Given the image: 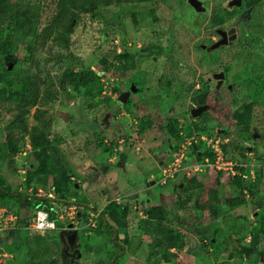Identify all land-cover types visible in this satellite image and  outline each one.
I'll use <instances>...</instances> for the list:
<instances>
[{"label":"rangeland","instance_id":"obj_1","mask_svg":"<svg viewBox=\"0 0 264 264\" xmlns=\"http://www.w3.org/2000/svg\"><path fill=\"white\" fill-rule=\"evenodd\" d=\"M16 1L35 4L42 0ZM200 1L202 11L194 10L185 0L107 7L77 0L69 2L56 20L43 17L44 25L54 23L49 36L53 52L60 49L65 53L61 60L45 63V68L57 73L61 64L85 65L99 75L90 95L67 87L69 94L59 93L46 108V116L52 119L51 137L65 155L71 173L72 189L58 207L70 202L87 218L91 209L101 211L109 202H123L127 207L126 234L119 232L115 243L111 242L114 229H57L39 235L15 221L13 228L0 229V264H25L30 246L42 249L48 263L55 259L57 264H148L150 238L139 228V220L153 204H164L170 225L186 236L178 257L166 264H264V234H259L252 251L245 252L252 246L251 225L264 219V0L248 13L241 7L243 0L240 7L232 9L226 8L228 0ZM230 27L236 28V39L208 50L219 39L216 30ZM28 39L14 37L13 49L3 61L8 69L21 63ZM155 46L161 50H152ZM148 47L151 50L145 52ZM125 51L135 54L129 76L119 77L112 66L101 69L99 59L105 56L115 64L114 55ZM218 71L224 72V80L215 89L216 80L210 76ZM200 94L217 109L209 105L194 117L190 110L198 106ZM244 101L253 102L246 135L239 133L234 122L226 124L224 112L235 110ZM167 120L178 122L179 139L168 136L163 128ZM27 123H35L31 114ZM194 123H203L204 130H195ZM200 135L221 137L225 156L246 165L255 163V167L242 168V175L234 178L212 168L192 175L205 186L204 200L209 189H216L220 200L245 196V204L225 208L216 220L207 211L194 212L192 203L183 204L192 194V176L178 172L166 178L161 174L181 153L194 161L189 155L191 146L199 144V151L206 146L198 139ZM181 144L186 145L183 151ZM11 161L0 163L6 181L17 192L34 194L21 179V165L30 166L27 150L12 155ZM247 185L257 187L253 194ZM17 205L13 208L19 209L21 216L27 214L24 202ZM195 214L200 217L198 224L182 227L178 223L179 219L192 222ZM126 236L127 243H122Z\"/></svg>","mask_w":264,"mask_h":264},{"label":"trees","instance_id":"obj_2","mask_svg":"<svg viewBox=\"0 0 264 264\" xmlns=\"http://www.w3.org/2000/svg\"><path fill=\"white\" fill-rule=\"evenodd\" d=\"M77 0H42L35 4H21L16 0H0V117L3 123V136H0V163L11 161L12 155L19 153L22 149L27 150L29 165H21L25 168L22 173L25 187L34 189L35 193L17 192L13 190L0 172V205L7 207L16 214V224L25 227L28 221V213L36 209L49 210L52 218L57 221V209L60 201H63L72 189L71 173L59 145L51 137L50 125L52 119L46 116V108L57 99L59 93L69 94L67 87L76 91L80 95H90L95 82L98 80V73L85 65H60L57 73H51L45 68V63L49 61H59L65 55L64 51L53 52V45L49 43V36L54 23L44 25L43 17L50 19L59 18L69 2ZM94 5L109 6L112 4L150 2L153 0H83ZM261 0H243L241 6L245 9L252 8L254 4ZM93 9V7L91 8ZM91 14L96 15L92 12ZM28 37L24 42L25 55L21 63L12 69H8L3 61L14 46V37ZM161 50L155 46L152 50ZM151 50L148 47L145 52ZM134 53L123 52L115 54L116 63L109 61L103 56L99 59L101 69L103 67H113L119 77L129 76L134 69ZM44 87V89H42ZM217 93V91H214ZM196 102L198 105L207 104L216 110L217 107L206 99L205 94H200ZM33 111L31 113V109ZM225 122L227 125L234 124L239 127V133L249 134L248 124L252 119L253 102L244 101L235 110L226 109ZM32 116L34 124L28 125L27 117ZM177 121L171 123L167 120L163 128L167 130L168 136L172 140L179 139V129ZM140 131L143 130L142 124ZM195 130H204L203 123H194ZM27 141V142H26ZM30 149L26 148V145ZM225 148V146H224ZM194 161H200L199 144H193L189 152ZM185 162V161H184ZM242 168L240 167V170ZM221 174L222 171H215ZM238 176V175H237ZM233 178L235 176H232ZM192 194L184 199L183 204H191L194 212L207 211L209 216L216 220L223 216L226 209H232L245 204L244 195L225 197L219 199L216 189L207 191V199L202 198L205 189L203 183L194 176L190 179ZM32 187V188H31ZM54 188L56 198L51 199L36 193L38 188L48 190ZM249 193L257 189L254 185H247ZM24 202L29 209L27 214L21 216L19 209H14L13 204ZM184 206V205H183ZM127 207L125 203L115 201L107 203L100 211L101 219L97 226L99 231L108 232L110 229L116 233L111 242L118 240L119 232L126 234ZM192 222L179 219L178 223L183 227H192L198 224L199 216L192 215ZM61 226V222L57 221ZM250 235L252 246L245 252L253 250L259 234H264V219L257 225H251ZM139 228L143 234L150 238L149 252L146 257L148 264H166L174 261L179 252L186 245V236L178 228L170 225L169 212L164 204H153L147 208L144 218L139 220ZM127 236L121 241L127 243ZM34 247V246H33ZM28 248L25 264H47L49 257L42 249ZM47 252V250H46ZM48 264H57L52 259ZM240 264V263H235Z\"/></svg>","mask_w":264,"mask_h":264},{"label":"built area","instance_id":"obj_3","mask_svg":"<svg viewBox=\"0 0 264 264\" xmlns=\"http://www.w3.org/2000/svg\"><path fill=\"white\" fill-rule=\"evenodd\" d=\"M180 134L182 133L180 132ZM198 139L204 141L206 144L203 150L199 151L201 160L197 162L186 160L185 155L180 152L181 154L176 156L174 160L162 170L161 174L163 177H172L178 172H181L186 176H192L196 172L205 171L209 168H212L213 171H226L231 176H241L242 173L240 172V167H246V169H249V167H255L253 161H249L246 165L230 158L229 156H225L222 147V144H224L225 141L221 137L216 136L207 138L200 135ZM190 144V141H188V144L186 145L189 146ZM186 145L181 144V151L185 149ZM262 163L264 165V161H262ZM24 172L25 168H22L21 174ZM249 172L251 173L252 169H250ZM21 179H24L23 176ZM29 190L31 191V189ZM36 193L47 196L51 199L56 198L53 187H50L48 190L38 188ZM66 203L68 202H65V204ZM89 211L90 213L88 217L84 218L75 204L69 202L68 205L58 207L56 217L57 221L61 222V226H58L56 219L52 218L49 210L36 209L29 214L25 228L39 235H44L47 231L57 229L97 228L101 219L100 211L93 209ZM16 219V214L7 207L0 205V229L13 228Z\"/></svg>","mask_w":264,"mask_h":264},{"label":"water","instance_id":"obj_4","mask_svg":"<svg viewBox=\"0 0 264 264\" xmlns=\"http://www.w3.org/2000/svg\"><path fill=\"white\" fill-rule=\"evenodd\" d=\"M185 1H187L188 4L196 11H202L204 9V6L200 0H185ZM241 5H242V0H228L226 3V8L232 9L233 7H240ZM216 31L219 34V39L214 41L207 48L208 50H215L216 48L222 45H227L228 43L235 40L237 37L235 27H230L227 30L217 29ZM210 77L216 80L215 89H218L224 80V72L223 71L213 72ZM207 108H208L207 104L198 105L197 107H193L190 110V112L191 115L195 117L200 115Z\"/></svg>","mask_w":264,"mask_h":264},{"label":"flooded vegetation","instance_id":"obj_5","mask_svg":"<svg viewBox=\"0 0 264 264\" xmlns=\"http://www.w3.org/2000/svg\"><path fill=\"white\" fill-rule=\"evenodd\" d=\"M246 11H248V9H245ZM216 82V81H215ZM209 107V106H208Z\"/></svg>","mask_w":264,"mask_h":264},{"label":"crops","instance_id":"obj_6","mask_svg":"<svg viewBox=\"0 0 264 264\" xmlns=\"http://www.w3.org/2000/svg\"><path fill=\"white\" fill-rule=\"evenodd\" d=\"M96 160V159H95ZM111 161V160H110Z\"/></svg>","mask_w":264,"mask_h":264}]
</instances>
